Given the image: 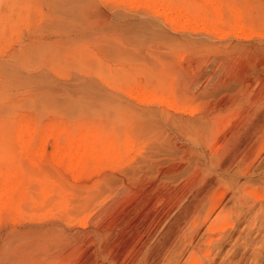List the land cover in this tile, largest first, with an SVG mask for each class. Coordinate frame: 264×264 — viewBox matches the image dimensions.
Returning a JSON list of instances; mask_svg holds the SVG:
<instances>
[{"label":"rangeland","instance_id":"1","mask_svg":"<svg viewBox=\"0 0 264 264\" xmlns=\"http://www.w3.org/2000/svg\"><path fill=\"white\" fill-rule=\"evenodd\" d=\"M67 1L0 0V128L28 121L37 130L33 140L43 148L36 163L23 160L24 214H0V264H63L65 258L67 264H164L187 228L183 208H176L191 190L217 179L236 187L264 180L263 154L247 175L236 173L251 141L245 127L254 126L249 132L255 134L264 125V0H166L183 6L190 22L181 29L125 0ZM194 17L212 24L219 35L193 31L199 25L191 22ZM249 32L248 38L234 37ZM141 88L165 95L170 89L168 96L173 94L182 109L137 102ZM213 119L224 126L206 148L198 142L197 124ZM48 125L55 127L53 134L101 130L120 144L131 140L134 147L116 164L97 161L74 176L65 168L66 158L58 160L65 143L56 146ZM207 157L221 159L224 170L200 177L198 165ZM39 175L58 188L44 206L51 212L47 208L49 213L34 216ZM59 194L69 201V211L88 199L81 215L85 225L65 222L63 211L54 210ZM255 211L241 218L224 247L227 251L238 234L249 235L254 244L242 264H264V210ZM250 220L255 228L243 229ZM89 240L91 249L83 244ZM94 250L109 254V261L102 262Z\"/></svg>","mask_w":264,"mask_h":264},{"label":"bare ground","instance_id":"2","mask_svg":"<svg viewBox=\"0 0 264 264\" xmlns=\"http://www.w3.org/2000/svg\"><path fill=\"white\" fill-rule=\"evenodd\" d=\"M125 2H127V4L129 6L130 5L131 6L132 5L137 6V7L142 6L145 9H149L150 12H152L155 16L160 17L161 19L164 20V22L168 23V25L170 24L173 28L181 29L185 26L186 23L190 22L189 19H186L188 17H185V15H184L185 11H184L183 6L179 3L173 4L169 1L167 2L166 0H125ZM75 3H76V1H75ZM67 4L72 5L71 3H69V1H67ZM60 5H62V4H60ZM57 6H58V3H57ZM64 6H66V4ZM75 6L74 7L72 6V7L75 8ZM72 7H70V8H72ZM214 8H216V7H214ZM67 9H69V8H67ZM215 10H217V9H215ZM234 15H235V13H234ZM237 21H238V19H237ZM191 22L192 23L199 22V25H196V27H192L193 28L192 30L195 32L198 30H201V31L208 32V33H214L217 36L220 33V32L218 33V30H215L213 28L212 24L211 25H205L203 18L194 17L191 20ZM1 25H2V23H1ZM155 33L156 32L153 29H151V32H150L151 35L149 33L148 34L153 39L154 37H156ZM251 34L252 33H250V32L239 34V35L237 33H235L234 37L237 39H243V38L250 37ZM150 36H149V38H150ZM164 39H166V38H164ZM169 90L167 91L168 95L170 93ZM168 95H165L162 92H157V90H154V89H152L150 91L149 90L146 91V88L145 89L141 88L140 91L137 92V95L134 97V99L137 102L143 103V104L144 103H146V104L151 103V104L164 105L167 110H172V111L177 110L178 111L179 109H182L178 106V101L176 103V101L174 100L175 98L171 97L173 94L172 95L170 94L171 96H168ZM140 114H142V113H140ZM150 114L153 115L152 113H150ZM144 117L146 118L145 115H144ZM142 118H143V116H142ZM157 118H159V117H157ZM148 119L151 120L152 118L151 119L148 118ZM157 120H159V119H157ZM217 121L218 120L213 119L211 121H205L204 123H202V125L200 124L201 126L199 124H197L199 126L198 131H196V136H197L198 142L200 140L201 142H203V144L205 143L204 146L206 145L205 146L206 148L207 147L211 148L214 145V143L217 142V138L219 137V131L224 126V125L222 126V125L218 124ZM158 122L159 121H146L147 124H156V125H158ZM178 122H179V120H178ZM184 122L185 121H183V123ZM186 122H188V120H186ZM183 123H181V125ZM197 123H199V122H197ZM183 125H187V124H183ZM250 125L251 124H249L248 126L245 127L244 132H246V136L249 134V140H251V141L249 142V144L247 143V146L245 145L246 148H244L243 152L241 153L240 160H239L238 164L236 165L237 166L236 173H238L241 176L247 175V173L249 172V169L252 167V165H254L255 161L261 156V154L264 155V125L260 126V128L257 126L258 127L257 131H256V129L254 130V131H256L255 134L252 132H249L250 128L254 127V126H250ZM195 127L193 126V128L195 130H197V127L196 128ZM235 127H237V126H235ZM235 127H233V128H235ZM46 128H47L46 131L49 133L48 135L53 136L52 138H53L57 147L59 146L60 142L63 141L65 143V147L63 148L62 153L59 155L58 160L65 157L66 158L65 168L67 171H70L71 173H73L74 176L80 175L81 172H84L87 169L94 167L97 161L111 160V162L113 164L114 163L116 164V163L120 162L125 157L124 155H128L129 152L134 147V145H133L134 143H132V141L127 139L126 137H125L126 139L124 141L122 140L123 142H121V144H120V142H117V140L112 139L113 136L110 137L111 139H109V136L106 137L105 133L103 134V132L101 130L100 131L83 130V128L79 127V128H81V130L79 129L80 135L77 136L78 130L75 131L77 133H75L73 131V134H72L71 133L72 131H68V130L63 129V130H60V132L58 134H53V132H54L53 128H55V127H53V125H48V127L46 126ZM222 130H221V132H222ZM231 130L233 133L234 129H231ZM229 132H230V130H229ZM237 132H238V130H237ZM225 133H227V132H225ZM36 134H37L36 127L34 125H31L30 123H28V121H21L20 123H13L12 127L7 128V130L4 128H0V214L3 211H13L17 216H22L25 212V211H23L24 210L23 209L24 208L23 207V203H24L23 201H25L23 197H24V193L26 192L28 187L25 185L23 178H22V175L24 173V169L22 167L25 166V164H24V166H22V164H23V160H24V163H25V161H28V162L30 161L31 163H33V162L36 163L37 161H39L38 158L41 157V155H42V149L43 148L40 146L41 142L36 143L33 140V138ZM74 134H75V136H74ZM106 135H108V134L106 133ZM242 135H243V133H242ZM252 135H253V137H252ZM48 137H50V136H48ZM48 137L47 136L44 137L42 139V143H45L47 141ZM7 138L9 139V141H10V139H12V141L8 143ZM6 142H7V144H6ZM123 152H125V154L122 156L121 154ZM203 154H201V155H203ZM201 158L203 159L204 157L201 156ZM219 160H221V159L218 158V160H217V159L212 158V157H209L207 161L203 160L202 161L203 163L201 164V166L198 165V171H197L198 175L201 177L204 172H205L204 174H206V172L208 173L209 171H214V172L223 171L225 166L223 167L222 166L223 162L219 161ZM196 167H197V165H196ZM261 172L264 174V169H262ZM210 173H212V172H210ZM39 176H38V179L36 182L37 183V185H36L37 191L36 192L39 196L38 198L40 201H38V203H37V210L33 209V211H31V213H33L34 216L35 215L41 216L44 214L43 212L47 211V208H49L50 206L45 207L46 210L44 209V206H45L46 202L50 199V196L52 197V193L54 191H57L56 189L58 188V187L57 188L55 187L54 183L50 184L48 182L49 180L48 179L46 180L45 175L40 176V178H39ZM48 183H49V185H48ZM198 184L200 185V183H198ZM234 184L235 185L233 186L232 182L228 181L226 179H221L219 181L217 179L215 184H211L208 187H206L205 189H200L201 191L198 190L197 187L195 189L196 192H193L191 190V193H189L190 197H186L184 202L183 201L179 202V204H178L179 206L177 205L178 207L176 209L183 208V210L182 209L181 210L185 214L184 217L187 218V221H186L187 228L181 232V235L173 243L174 246L172 248V251L168 254L167 259L165 257L166 262L164 264H177V263H179V264H242L244 262L245 257H246L245 254L249 252V248L254 244L252 239L248 238L249 235L245 238H242L241 234H238L239 236H237L233 239L231 247L227 251H224V247L226 246L227 243H229L232 240V238H233L232 233L234 231H237L236 227L240 223V220L243 216H246L252 209H255V208H256V211H255L256 215L260 214V212H262L264 210V180L260 181V183H258L259 185H257V186H251L250 184L246 183L244 186L240 185L239 187L238 186L236 187L237 183H234ZM199 185H198V188L200 187ZM54 188H56V189H54ZM62 189L63 188L60 189V192H64V190H62ZM102 190L104 191L103 188L99 189V191H102ZM97 193L98 192H96V191L91 192V194H93V195L97 194ZM59 195L61 197V200H59L56 203L55 206L57 208L54 210L59 211V209H60L63 211L64 217H65V222H69V223L74 222V223H76V225H78L80 227L85 225L86 219L81 217V215L84 212L86 201L88 199L82 198L80 200V201H82V204L77 203L72 208L73 210L69 211V210H67L68 206H69V201L66 199H63V196L61 194H59ZM227 196H228V199H226L225 203L223 204L222 201H224V199ZM33 199L34 198H32V200ZM228 201L232 202L231 206H227L226 202H228ZM35 202L36 201H34V203ZM180 203H181V206H180ZM34 206H35V204H34ZM53 208H55V207H53ZM176 209L174 212L178 211V210L176 211ZM50 212H51V209H50ZM170 215H172V214H170ZM254 217H255V215H254ZM252 226H254V228H255L254 223L250 220L248 223H246L244 225L243 229L250 228V230H253L254 228H252ZM241 230H242V228H241ZM96 231H98V230H96ZM80 235H81V233H80ZM62 236H65V235H62ZM259 238H260V236H259ZM61 239H63V238H61ZM244 239H246V240H244ZM63 241L64 242L66 241V243L69 242L67 239L63 240ZM63 241H59V243L63 242ZM75 241H73V242H75ZM247 242H249L248 245H247ZM76 243L79 244V242H77V241H76ZM22 244H24V241L22 242ZM83 244L86 245V247H88L89 249L92 248V247H90L91 245L93 246L92 240H89L87 242L85 241V242H83ZM77 245L74 244V248ZM245 245H247V247L248 246L249 247L247 248V247H245ZM66 246H67V244H66ZM242 248H243V250H242ZM73 249H71V251ZM168 250H169V248H168ZM71 251L69 250V253ZM94 251L97 252V255L102 259V262L103 261H106V262L109 261L108 260L109 254L104 255V252H102L101 250H99V251L94 250ZM94 251H92V252L94 253ZM73 252H75V250H73L71 253H73ZM185 252H186V255L184 257L183 254H185ZM71 255L69 254L68 257H70ZM182 255H183V257H181ZM236 255L239 256V258L236 259V257H235ZM144 256H146V255H144ZM67 260L68 259L65 258L61 262L63 264L64 263L67 264L68 263ZM109 262L113 264L116 261L113 260V261H109ZM15 264H20V262L16 261ZM98 264H100V263H98Z\"/></svg>","mask_w":264,"mask_h":264}]
</instances>
